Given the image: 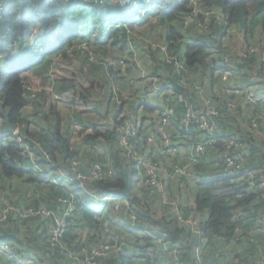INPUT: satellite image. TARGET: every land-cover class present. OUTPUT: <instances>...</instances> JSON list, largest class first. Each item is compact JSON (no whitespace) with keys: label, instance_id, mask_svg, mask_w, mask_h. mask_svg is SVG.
Instances as JSON below:
<instances>
[{"label":"trees","instance_id":"obj_1","mask_svg":"<svg viewBox=\"0 0 264 264\" xmlns=\"http://www.w3.org/2000/svg\"><path fill=\"white\" fill-rule=\"evenodd\" d=\"M142 7L151 14L139 19ZM151 15L158 17L162 38L142 48L133 34L136 26L152 27ZM234 30L245 35L246 48L234 64L227 65L247 74L241 76L250 87L237 98L234 93L211 89L217 80L216 65L231 62L233 46L223 41ZM107 43L123 55L140 51L145 73L153 82L164 80L173 88L170 77L184 85L183 93L173 88V95L166 99L167 110L173 114L157 112L145 103L150 85L126 115H122L126 101L120 100L115 131L107 140L112 142L109 156H89L73 147L61 131L62 118L54 107L50 128L32 130L26 109L36 96L21 73L32 70L51 80L55 91L72 95L83 83L53 79L59 68L54 58L82 54L83 67L96 74L89 88L81 86L83 93V89H103L107 82L98 84L99 74L112 66L106 64V56L96 55L101 50L106 54ZM1 67L5 72L0 74V127L6 124L5 111L18 134L0 130L6 139L0 141V245H14L13 250H0V264H8L1 255L23 257L24 264L29 259L31 264H264V102L247 98L258 85L264 87V0H0ZM180 95L184 101L178 100ZM205 98L217 111L211 122L218 130L211 135L195 127L187 133L186 146L172 132L185 134L179 118L186 105L207 112ZM145 111L156 116L145 126L141 123L136 134L119 131L132 115ZM164 116L178 122L176 128L171 123L166 127L169 143L176 141L178 148L185 149L170 162L155 159L151 152L154 145L165 142L154 126ZM150 137L155 143L148 147ZM198 144L205 150L193 158ZM230 157L240 165L238 169L227 168ZM58 158L70 175L68 185L47 179L50 171L63 168L54 166ZM145 161L158 163L155 186ZM96 166L100 177L92 175ZM192 171L203 180L189 185ZM137 175L143 177L140 186ZM127 177L130 195L119 192L126 189ZM175 180L178 193L191 190L190 208L163 201L171 195L169 185ZM63 217L66 226L55 241L54 220ZM121 218L161 232L151 235L145 230L133 236L130 230L135 229L123 230L118 223ZM197 246L200 251L194 249Z\"/></svg>","mask_w":264,"mask_h":264},{"label":"crops","instance_id":"obj_2","mask_svg":"<svg viewBox=\"0 0 264 264\" xmlns=\"http://www.w3.org/2000/svg\"><path fill=\"white\" fill-rule=\"evenodd\" d=\"M238 44H240V43L238 42ZM245 48H246V46L242 45V43H241V49H239L240 54H242L244 52ZM132 53L138 54L139 56L142 55L140 53V51L135 50V49L132 51ZM16 55H17V53L15 52V55H13V56H16ZM135 64H134V67H135ZM222 66L223 65H221V64L216 65V67H217V70L215 72L216 76H217L218 71L224 72V70H227V68L225 69ZM230 69H231L230 70L231 72L236 73V76L234 77L233 81L230 84L227 83L226 85L225 84L223 85L221 83L219 84V82H220L219 80H220L221 76H218V79L216 80V82L214 81V83L212 84L211 89L213 91H216V92L221 91V92H227V93H230V92L234 93L235 95H237L236 96V98H237V97H240V94H241L240 91L250 88V87H248V85H245L244 78L242 77V76H246L247 74H244L243 71H241V70L236 71L233 68H230ZM118 71L114 72V70L112 68V70H110V71L106 70L105 74H103V75L99 74L98 84L103 83V85H104V82H107V85L105 88L102 89L101 86H98L94 90L91 89L90 92L87 89H86L87 91L85 89H83L84 93H85V96H83V97L88 96V98H89L88 102L86 100L85 106L82 102L79 103V105L77 104L76 106L71 105L70 103L72 102V99H71L72 95L59 93V92L55 91V89H54L55 85H53L51 83V80L47 81L45 78H41L39 76H36L32 70L23 71L21 73V77L26 80L27 85L31 89H32V86L35 85V83L38 84L39 86H41V88H42L39 90L38 93H36L37 97L31 98L32 99L31 103L28 106V108L26 109V114H27L26 117L30 121L31 129L34 131H47L50 128L48 122L52 119L51 118L53 116L52 109L54 106H50V110H49L50 112H48V114H45L41 110L42 109L41 106L43 105L44 102L47 103V101L49 100L47 94L51 90L50 93L52 94V96L54 98H57L55 100H52V102L53 103H61L63 106L62 109L64 110L65 114H63V115L61 114L62 115V117H61L62 118L61 131L63 134L67 135V137L70 139L72 146L75 148H79L82 153L89 155V156H92L93 154H96L97 156H99V155H105V156L108 155L109 156L112 142L109 143L107 140L110 137V135L112 134L110 132L115 131L114 117L116 115V111L118 110L120 100L129 101L128 102L130 104L129 108H131V107H133L134 104L140 103V100H138V98L140 99V96H144L145 91H146L144 79L142 78V76H140V73L136 74V72H135L133 75L134 78L132 80L129 79V82H128L127 80L123 81L122 78H120ZM71 74H75L74 77L72 78V79H76L75 83H77V84L83 83L84 87H86V88H89V86L91 85L90 83L92 80V76L96 75L95 72H93L92 70L87 68V66L85 68H80L79 73H76V70H75ZM165 75L166 74L163 73V76H165ZM248 77H245V78L248 79ZM81 78H83V79H81ZM70 79L71 78L65 79L67 81L66 82L67 84L70 82ZM168 79H170V77H168ZM78 80H80V81L78 82ZM100 80H103V81H100ZM160 83L168 84L170 86V84L165 83L164 80L160 81ZM262 83L264 84V80H262ZM146 84L149 85V83L147 81H146ZM83 85H81V86H83ZM81 86H80V88H81ZM164 86H165V88L163 89L162 92L154 93L153 95L148 97L145 101L146 104H148L150 107L154 108L155 111H157V112L161 111V110H164L166 112L167 108L170 106L167 104L166 99L168 98V96L173 95V93H172L173 88L169 87V86L166 87L167 85H164ZM258 86L256 88L257 92L260 94V96L264 102V87H262V86L258 87ZM96 90H98V93L95 92ZM143 90H144V92H143ZM106 92L109 93V97L107 96ZM112 93L115 94V96ZM174 97H175V95H174ZM107 98H108V102H105V100H107ZM78 107H80V108L78 109ZM56 111H58V110H56ZM59 113H61V112H59ZM46 115H47V117H46ZM155 116L156 115L154 113H148L145 111L144 114H142L140 116L132 115L131 119H128V121H133L137 127L138 126L140 127L141 123H143V125L145 126L146 123H148V120L153 119ZM143 119H146V120L143 121ZM240 120L242 121L244 119H242L240 117ZM176 122H177L176 120H171V122H170L171 127L176 128V125H175ZM243 123H245V122L243 121ZM179 126H181L180 122H179ZM2 127L3 126L0 127V130H1V133H4L2 131ZM171 130H172V128H171ZM187 133L188 132L186 130H185L184 135H182L179 131H173L172 132L174 139H180V143L188 146L187 141H189V137H190L189 134L190 133L189 134H187ZM9 134L17 135L18 133L17 134L9 133ZM6 136H10V135H6ZM5 140L6 139L4 138V134H0V141L5 142ZM148 143H150V144H147L148 147H150L151 144H154L151 142H148ZM40 150H41V148H40ZM183 151H185V149L183 147L178 148V144L176 143V141H175V144L173 142L172 143L171 142L165 143L164 141H161L159 146L154 145L152 147V150H151L152 156H154L155 159H159L160 157H163L165 160L168 159L167 162L172 161V159L174 160V158L178 157L180 155V152L182 153ZM41 153H43V151ZM31 157H32V154H31ZM33 163L35 164L36 161L34 160ZM34 166H37V165H34ZM54 166H62L63 168L56 169V171L48 170L52 173L47 176L48 177L47 179H50L52 182L60 184V185L70 184V181H71L70 175L68 173V170L64 168L65 165L63 164L62 160L58 158V162ZM197 178H198L199 182H201L203 180V179H200V177H197ZM140 180H141V178H140ZM136 185L140 186L141 182L139 184H136ZM161 189H163V191H165L164 185H163V188H161ZM182 191H184V190H182ZM176 196H178L177 200L171 199L172 197L170 195L168 198L166 196H164L163 201L164 202H170L171 204L181 202V207H183V208H190L191 207V200L187 199L186 201H184V200H182L181 196H179V195H176ZM106 201L110 202L111 198L107 199ZM153 215H155V214H153ZM191 215L195 216L196 219H198L200 221L202 220L201 216H199L198 214L196 215V214L192 213ZM118 223L120 224V226H123L122 227L123 230L129 231L128 228H126L129 226H131V229L134 228L135 231L130 230V234H132L133 236H136V234L140 235V234H142V232H145V230L147 232L148 231L151 232V235L156 234V232L158 231V227L150 228L149 226L145 227V226H140V225H134L132 223L129 224L126 222L125 219H122V218H121V220H119ZM153 229H154V233L152 232ZM202 243H204V242H202ZM200 247L201 246H197V247H194V249L196 248L197 251H200L201 250ZM2 251L0 252V254H2ZM1 256L4 257V260L8 264H24V262L22 260L23 257L20 259L19 257L15 258L12 255L11 256L1 255Z\"/></svg>","mask_w":264,"mask_h":264},{"label":"rangeland","instance_id":"obj_3","mask_svg":"<svg viewBox=\"0 0 264 264\" xmlns=\"http://www.w3.org/2000/svg\"><path fill=\"white\" fill-rule=\"evenodd\" d=\"M142 12L139 14L140 18H145L147 15L151 14L150 11H148V9L146 7H142ZM150 20L152 21V27L148 28L146 26H136L137 29H135V33L133 34L139 41H140V45L142 46V48H146L147 45L150 44V42L154 43V42H160L161 40V31L159 28H157V23L159 22L158 21V17H156L155 15H151L150 17ZM152 28V30H151ZM41 36V35H40ZM257 36L258 38H260L261 36L259 35V32H257ZM227 37L230 39L228 40L225 39L223 41V44L225 46H228L227 44L229 42H231L233 48L231 49V52H230V55L231 56V62L228 60H224L223 62V68H227V70H224V72H217V79H218V76H221L220 77V82L219 84H230L233 79H234V74L236 75V73L234 72H231L230 68H233V66L231 65H227V64H231L234 60L237 59L238 56H240V50L241 49V43L242 45H244L245 43V35H243L242 33L240 32H237L236 30L232 31V32H229ZM34 37L32 36L31 40L33 41ZM233 40V41H232ZM238 42L240 44H238ZM215 49H217L216 47H214ZM31 52L34 50L33 49V46L31 47ZM105 49L107 50L106 51V54L102 53L104 52L103 50L100 51V56H97L96 55V58H99V59H103L105 56L107 58V62L106 64L108 66H112L114 72L115 71H118L119 75H120V78H122L123 81L127 80L129 82V79L132 80L134 78V73L136 72V74H139L140 73V76H142V78L144 79V83H145V87L148 88V84H146V81L149 83V76L147 75V73H145V68L141 62V60L143 59V56H139L138 54H135V53H130L127 52L125 53L124 55L123 54H120L119 53V49L116 48L115 46L113 45H110L109 43H107V45L105 46ZM215 53V52H214ZM134 54V55H133ZM84 60H85V57L81 54V55H70V57L68 59H63L62 57H56L54 58V61L55 63L57 64L58 63V66L59 68L55 69V73L53 74V79H62V78H73L75 74H71L72 72H74L76 70V73H79V69L83 67V63H84ZM134 61V62H133ZM137 63L138 65H135L136 67H134V64ZM236 63V62H235ZM86 64V63H85ZM147 64L150 66V64L152 65V62L151 61H147ZM234 64V62H233ZM237 66V65H236ZM86 66L84 65L83 68H85ZM234 69V68H233ZM5 72L4 68H0V74H3ZM86 72V71H85ZM232 76V79H230L229 81V77ZM83 79V78H81ZM80 79V80H81ZM78 80V82L80 81ZM1 82V80H0ZM134 84V83H133ZM42 89L41 86H39L38 84L35 83V85L32 86V89H31V92L33 93V96H36L39 92V90ZM50 90V89H49ZM51 92V90H50ZM48 93L47 96H48V101L47 103L44 102L43 105L41 106V110L45 113V114H48V112H50V106H54V108L56 110H60L59 112L60 115L62 114H65L64 110L62 109V104L61 103H53L52 100H55L57 98H54L52 96L51 93ZM95 92L98 93V90H96ZM115 93V92H114ZM107 96L109 97V93H107ZM115 96V94H113ZM85 96V93H83L82 89L79 87V89L77 88L76 91L74 93H72V102L70 103L71 105H74L76 106L77 104L79 105V103H83L84 106L86 104V100L88 102V96L87 97H83ZM37 97V96H36ZM32 100V99H31ZM74 102V103H73ZM105 102H108V98L107 100H105ZM127 102V103H126ZM124 103V108H123V114L126 115L127 112H129V101H126ZM81 107V106H80ZM78 107V109L80 108ZM83 108V107H82ZM243 109V108H242ZM61 115V117H62ZM47 117V115H46ZM118 118H121V115L118 117ZM18 133V130L14 132V134H17ZM151 142V141H149ZM152 143H155V141H153ZM166 143V142H165ZM150 144V143H148ZM217 161H218V157L215 158V161L214 163L217 164ZM141 178H143L141 176ZM182 180V178H181ZM197 177H196V173L195 171H192L191 173V176L189 177V180H188V183L189 185L190 184H193V183H196L197 181ZM135 181L137 182V184H139L141 182L140 180V175H137L135 177ZM177 183H178V180H175L173 182H171V184L169 185L170 186V191L169 192L171 195V199H174V200H177L178 199V196H181L182 197V200L186 201L188 199L187 196H190L192 195V192L191 190L188 188L187 190H184L182 193H178V190L177 189ZM167 198L169 196H166ZM155 213V212H154ZM161 230L158 229V231L156 232V234L160 233ZM144 236V235H142ZM163 238V237H161ZM92 264H95L94 262H91Z\"/></svg>","mask_w":264,"mask_h":264},{"label":"built area","instance_id":"obj_4","mask_svg":"<svg viewBox=\"0 0 264 264\" xmlns=\"http://www.w3.org/2000/svg\"><path fill=\"white\" fill-rule=\"evenodd\" d=\"M149 88L147 89V94L145 95L146 98L150 97L151 95H153L154 93H159L162 92L163 89L165 88L164 85H167L166 87H168V84H162L160 82L157 81H152L151 78L149 77ZM183 85V84H182ZM184 86V85H183ZM170 87V86H169ZM247 98L250 99L253 102H258L261 101L262 98L260 96V94L253 90V91H249V93H247ZM179 101H184V98L182 97V95H180L178 97ZM205 103L207 105V112L203 113V112H199V110H197V108L192 107L191 105H186L188 106L185 111L183 112V114L181 115V117L179 118V122L181 124V126L183 128H185V130L188 133H192L193 129L195 127L202 129L204 132L211 134V135H215L217 130H218V125L214 124L211 122L212 119V115L215 116L217 115V111L212 107V104L210 103V99L209 98H205ZM231 106H233V104H231ZM167 113L169 114H173V110H167ZM124 115V114H122ZM122 118V116H121ZM170 124V120L167 116H164L162 118H160L157 121V124L155 125V129L158 132H161L164 136V140L166 143H169V138L166 135V127ZM136 130H137V126L133 121H126L125 124H122L119 127V131L123 132L125 131L126 135L129 134H136ZM149 141H153V137L149 138ZM205 150L203 145H197L195 147V151H194V156L193 158H196V156L200 153H203ZM77 162L74 161L73 162V166H77ZM143 166H145L146 172L148 173V175L151 176V184L152 185H157V179H156V170H155V166H158V163H153L152 161H145ZM239 164L235 163L234 158H228V166L227 168L230 170H233V168L238 169L239 168ZM95 171L92 172L93 177H100V171H99V167L96 166ZM179 170V168L177 169V171ZM74 174V173H71ZM81 179H83V176H79ZM42 214H49L51 215V213L49 211H43ZM55 224L56 227L53 229L52 231V236L55 239V241L59 238V236H61L63 230L65 229L66 226V218H59L55 220ZM13 244H9V243H3L0 245V250H13ZM32 260H28L27 262H25V264H31Z\"/></svg>","mask_w":264,"mask_h":264},{"label":"water","instance_id":"obj_5","mask_svg":"<svg viewBox=\"0 0 264 264\" xmlns=\"http://www.w3.org/2000/svg\"><path fill=\"white\" fill-rule=\"evenodd\" d=\"M170 80V83L172 84L173 88L175 89L176 92L178 93H183L184 92V87L179 84L176 80L174 79H169ZM4 116H5V119H6V124L2 127V131L3 132H9V133H14L18 127L17 125L13 124L11 121H10V118H9V114L6 113L5 111L3 112ZM40 153L42 152L40 150V148H38ZM127 187L125 190H120L119 192L121 194H126V195H130L131 194V179L130 177H127ZM55 222V220H54Z\"/></svg>","mask_w":264,"mask_h":264},{"label":"clouds","instance_id":"obj_6","mask_svg":"<svg viewBox=\"0 0 264 264\" xmlns=\"http://www.w3.org/2000/svg\"><path fill=\"white\" fill-rule=\"evenodd\" d=\"M17 131V130H16Z\"/></svg>","mask_w":264,"mask_h":264}]
</instances>
